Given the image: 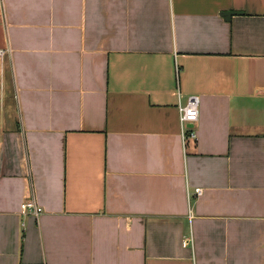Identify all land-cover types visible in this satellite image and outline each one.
<instances>
[{"label": "crops", "instance_id": "1", "mask_svg": "<svg viewBox=\"0 0 264 264\" xmlns=\"http://www.w3.org/2000/svg\"><path fill=\"white\" fill-rule=\"evenodd\" d=\"M0 49V264H264V0H0Z\"/></svg>", "mask_w": 264, "mask_h": 264}, {"label": "built area", "instance_id": "2", "mask_svg": "<svg viewBox=\"0 0 264 264\" xmlns=\"http://www.w3.org/2000/svg\"><path fill=\"white\" fill-rule=\"evenodd\" d=\"M6 55L5 49H0V58ZM198 104L199 99L196 95L188 96L185 103L180 100L178 101V114L180 123V134L183 142L185 143L188 139L196 140L197 134L194 128L195 123L198 120ZM195 194L198 196L201 194V189L196 188ZM20 210L23 214L31 212L38 216L40 209L38 208L36 201L33 198L25 199L20 204Z\"/></svg>", "mask_w": 264, "mask_h": 264}, {"label": "water", "instance_id": "3", "mask_svg": "<svg viewBox=\"0 0 264 264\" xmlns=\"http://www.w3.org/2000/svg\"><path fill=\"white\" fill-rule=\"evenodd\" d=\"M234 12H224L223 15L225 16L226 19H228L231 15H233Z\"/></svg>", "mask_w": 264, "mask_h": 264}]
</instances>
